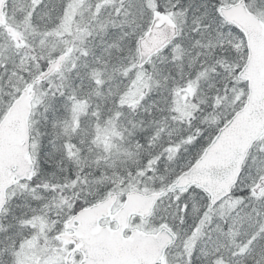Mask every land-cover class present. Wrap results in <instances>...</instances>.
Returning a JSON list of instances; mask_svg holds the SVG:
<instances>
[{
    "label": "snow or ice",
    "instance_id": "6c2138e0",
    "mask_svg": "<svg viewBox=\"0 0 264 264\" xmlns=\"http://www.w3.org/2000/svg\"><path fill=\"white\" fill-rule=\"evenodd\" d=\"M0 264H264V0H0Z\"/></svg>",
    "mask_w": 264,
    "mask_h": 264
}]
</instances>
